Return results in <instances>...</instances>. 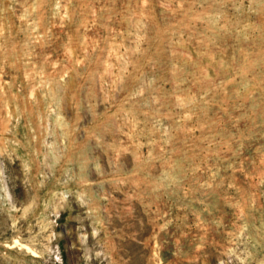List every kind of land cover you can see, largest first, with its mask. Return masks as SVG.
Listing matches in <instances>:
<instances>
[{
  "label": "rangeland",
  "instance_id": "rangeland-1",
  "mask_svg": "<svg viewBox=\"0 0 264 264\" xmlns=\"http://www.w3.org/2000/svg\"><path fill=\"white\" fill-rule=\"evenodd\" d=\"M0 264H264V0H0Z\"/></svg>",
  "mask_w": 264,
  "mask_h": 264
}]
</instances>
